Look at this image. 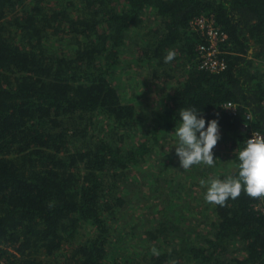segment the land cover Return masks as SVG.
<instances>
[{"label":"trees","instance_id":"16d2710c","mask_svg":"<svg viewBox=\"0 0 264 264\" xmlns=\"http://www.w3.org/2000/svg\"><path fill=\"white\" fill-rule=\"evenodd\" d=\"M149 11L155 28L135 40L139 59L155 64L157 75L175 51L165 80L180 81L155 114L141 115L113 79ZM200 14L213 15L225 36L221 71L196 67L203 38L189 21ZM227 102L234 111L223 108ZM189 107L218 118L215 147L229 151L232 168L219 156L214 167L188 170L164 161L140 179L150 154L172 160L166 143L173 147L179 112ZM249 113L264 136V0H0V261L126 264L122 247L142 232L171 245H149L140 264H264V197L242 189L217 205L205 200L201 184L204 174H237L236 154L247 142L239 128ZM96 116L114 130L76 146ZM140 127L141 138L129 143ZM164 136L168 141L157 146ZM181 177L188 194L178 191ZM193 188L192 202L203 210L187 208V215L179 207ZM137 205L125 221L123 210ZM109 221L134 230L128 235Z\"/></svg>","mask_w":264,"mask_h":264},{"label":"rangeland","instance_id":"374dc122","mask_svg":"<svg viewBox=\"0 0 264 264\" xmlns=\"http://www.w3.org/2000/svg\"><path fill=\"white\" fill-rule=\"evenodd\" d=\"M145 20L144 24L139 30L137 31H132L130 34L129 40L131 41V45H129V48H124L121 51V57L123 58V62L120 64V68L115 71V78L113 79V82L115 86L117 87L118 91L121 94V98L128 103L134 104L137 111L141 115H151L155 114L158 110H155L154 107V100H153V94L155 97H159L158 100L160 99V107L164 104L167 103V99L171 92L175 90L176 85H178L180 81V75L174 76V79H167L165 80V77L167 74H172L170 71L171 63H165L164 65H159L157 67V75L153 74L154 68H156L155 64H148L145 61H141L140 59V54L138 51L135 49V40L139 39V36L146 33L150 29L155 28V19L154 15L149 11L146 12L144 15ZM134 46V47H133ZM140 58V59H139ZM167 73V74H166ZM157 76V77H156ZM158 100L156 101V106L159 107ZM159 107V108H160ZM87 116L84 118L86 119ZM85 119L83 121V125H85ZM94 125H89L87 128L86 135L84 137L79 136V138L76 139L75 145L78 147H85L86 143H90V139L93 138V141L98 139L101 136L108 135L109 131L114 130V126H112V123L109 121H106L105 119L102 118V116H96L93 118ZM134 130V129H133ZM136 132L132 135V139H128L129 143L136 144L138 140L141 138L140 136L143 133V129L140 127V129H135ZM132 132V133H133ZM165 141H168L166 136L160 139L159 144L157 146L162 147L165 144ZM175 141H173V146L175 145ZM166 145L170 148L171 143ZM174 150V149H173ZM171 154V151H170ZM213 154L215 156H219L222 158L223 161V166L227 164V168L225 169H230L232 168L231 163L228 160L229 157V151L227 150H220L217 149L216 147L213 148ZM148 158L145 159L142 163V171L143 174L139 176L140 179L143 178V176H147L149 174L153 175V173H158L159 170V165L161 162L167 161L165 163L169 164L171 161H178V158L175 155L171 158L169 157L168 160L165 159V154L164 153H152ZM179 164V161H178ZM197 167H208L206 165L200 164L196 165ZM224 170V169H223ZM222 171H218L219 176L223 174ZM133 170L130 171V174H132ZM222 172V173H221ZM205 175V174H204ZM204 175L201 177V180L203 178L204 181H210L209 178H204ZM218 176V175H217ZM217 176L213 177L216 178ZM163 178H167L166 173L162 175ZM212 178V179H213ZM211 179V180H212ZM131 180V178H130ZM131 183V181H130ZM129 183V184H130ZM135 183V182H133ZM128 184V185H129ZM138 184H141V181L139 180ZM148 184L147 182L143 183V185ZM179 185H182L179 192H184V193H189L190 187H188L189 183L181 177L179 181ZM125 186H127L125 184ZM143 188H145L143 186ZM197 188V187H196ZM191 192V195L187 197L189 201L184 202L181 207H179V211L184 213V209L190 208L194 211V213H199V211L203 210V206L198 203V202H192L196 201L198 198H195L193 196L194 188ZM132 192L129 193V196H132ZM185 195V194H184ZM187 196V195H186ZM133 197V196H132ZM132 207V206H131ZM128 207L123 210V219L125 221L130 220L132 218V215H136L137 210H138V205L136 206V209ZM189 209V210H190ZM189 210H186V214L188 215ZM118 222V221H117ZM111 222L109 221V224L112 226L113 229L115 230H120V232H126L128 235H131L130 231L134 230V228H131L132 226L128 227L127 225H122V222ZM133 224V223H131ZM137 235L138 231L135 229ZM88 232L92 235L94 234V230L89 229ZM140 232V231H139ZM141 235L134 236L130 238L131 242L127 245L122 247L123 252L120 253L119 260H123L122 258H127L126 259V264H140L143 262L142 259V253L144 250H148V247L151 251L156 250L160 245L162 246H169L171 243H167L164 245L163 242H161L158 239H151L148 235L147 237L145 236V233L140 232ZM90 235V236H91ZM85 237L87 236L84 235ZM129 258V261H127ZM125 261V260H123Z\"/></svg>","mask_w":264,"mask_h":264},{"label":"clouds","instance_id":"9594fccd","mask_svg":"<svg viewBox=\"0 0 264 264\" xmlns=\"http://www.w3.org/2000/svg\"><path fill=\"white\" fill-rule=\"evenodd\" d=\"M176 56L175 51H168L164 62H171ZM153 94L154 107H160V99ZM158 100L159 107L156 106ZM179 127L175 128L174 149L182 170L194 165L214 167L213 148L221 139L218 118L206 119L201 109L183 108L179 112ZM238 160L237 174L224 179L201 181L206 185L205 200L209 203L223 205L228 199L237 198L242 189L252 198L264 197V136L259 134L249 138L236 154Z\"/></svg>","mask_w":264,"mask_h":264},{"label":"built area","instance_id":"2783aa9c","mask_svg":"<svg viewBox=\"0 0 264 264\" xmlns=\"http://www.w3.org/2000/svg\"><path fill=\"white\" fill-rule=\"evenodd\" d=\"M189 25L192 30L199 33L203 41L196 46L197 54V68L203 70H210L211 72L221 71L225 68L226 63L221 56L222 43L225 40V36L215 22L213 15L200 14L193 17L189 21ZM226 110H235V104L227 102L223 105ZM252 116L247 114L245 121L240 125L239 130L247 134L246 140L249 138H255L258 134L263 136L262 133L255 130L251 125ZM0 264H13L4 260L0 261Z\"/></svg>","mask_w":264,"mask_h":264}]
</instances>
